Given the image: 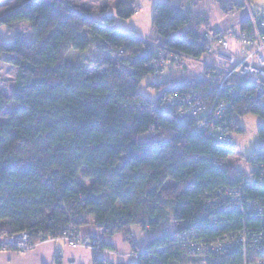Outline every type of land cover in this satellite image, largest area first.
Wrapping results in <instances>:
<instances>
[{"label": "trees", "instance_id": "1", "mask_svg": "<svg viewBox=\"0 0 264 264\" xmlns=\"http://www.w3.org/2000/svg\"><path fill=\"white\" fill-rule=\"evenodd\" d=\"M136 1L118 0L114 15L105 5L98 18L64 0H22L0 13L8 27L28 22L33 36L26 40L17 31L11 40L0 37V60L17 69L10 96L0 92V237L23 231L35 244L95 230L103 249L104 235L123 233L137 264H241V246L191 253L174 235L202 226L193 235L199 231L200 238L214 241L241 227V212L218 213L208 195L237 186L243 201L264 204V186L228 162L234 141L225 147L195 133L192 119L179 121L176 107L160 110L164 97L174 93L198 91L206 106L211 103L219 71L201 65L196 74L188 58L213 61L218 46L211 26L245 5L220 6L217 13L215 0H157L153 36L141 38L133 29L114 28L116 17L137 11ZM74 50L80 58L68 63L65 55ZM90 67L102 71L89 74ZM162 71L168 75L148 84L158 90L155 99L138 91L143 78ZM233 90L225 118L229 132H241L238 116L254 112L263 118L264 109L248 83ZM11 101L16 106L10 113ZM257 131L264 138V118ZM213 214L224 224H209ZM136 225L143 231L163 227L139 250L131 238L130 226Z\"/></svg>", "mask_w": 264, "mask_h": 264}, {"label": "built area", "instance_id": "2", "mask_svg": "<svg viewBox=\"0 0 264 264\" xmlns=\"http://www.w3.org/2000/svg\"><path fill=\"white\" fill-rule=\"evenodd\" d=\"M222 20V23L211 26L210 30V36H216V45L218 46L215 48L217 50L213 61L201 62L199 59L188 58L219 71L220 77L217 79L216 86L217 95L206 106L198 91H190L185 94L174 93L164 97L160 111L164 113L176 107L178 120L192 119L195 133L204 134L225 147H234L225 118V113L232 105V95L235 91L233 86H237L239 83L251 85L255 99L264 109V9L252 13L249 7L243 6L228 11ZM243 22H247L250 26L247 30L240 28L239 24ZM206 49L211 50L208 45ZM162 64L159 63L157 66L160 67ZM224 90H227V93H224ZM247 161L252 167L250 180L264 186V144L258 150H253L247 156ZM208 197H210L208 202L211 206L219 209L218 213H225L227 210L241 212L243 225L235 230L224 231L214 241L198 236V232H202V226L183 228L174 235L178 242L191 253L208 251L217 253L241 246L244 255L241 264H264V204L257 199H248L244 202L242 190L237 186L218 187ZM248 219H252L256 223L249 226L246 222ZM224 221L225 219L218 214H213L209 218V224L216 227L223 225ZM175 224L173 223L174 227H176ZM197 229L199 231L193 235ZM62 238L71 247L97 252L103 250L101 236L95 230L87 231L79 237H74L71 232ZM43 240L45 239L39 241ZM6 244L13 250H28L37 242L35 244L28 243L27 233L22 231L6 239L0 237V245ZM106 264L117 263L108 261Z\"/></svg>", "mask_w": 264, "mask_h": 264}, {"label": "rangeland", "instance_id": "3", "mask_svg": "<svg viewBox=\"0 0 264 264\" xmlns=\"http://www.w3.org/2000/svg\"><path fill=\"white\" fill-rule=\"evenodd\" d=\"M16 0H5V2L10 3ZM67 2L69 7L77 5L81 8L85 7L92 11V17L98 18L100 15V11L98 9L105 6L107 3V10L108 13L114 15L115 10H113L116 0H64ZM157 0H137V11L132 14L127 19H119L115 18L114 28L120 30L122 32L128 33L131 29L136 31L137 37L146 38L153 36V31L151 30V12H152V4ZM167 1V0H164ZM249 4V7L253 12L258 11L260 8H264V0H215V12L219 13L220 6H232V7H239L240 5ZM3 6V4L1 5ZM228 12V11H227ZM226 14V13H225ZM225 14L222 17H225ZM220 16V15H219ZM223 18L218 17L217 20L213 23L215 24L222 23ZM21 31V36L24 39L30 40L32 36V28L26 21H20L14 25V27H8L4 24L0 23V37H2L5 41L11 40L12 35L17 32ZM233 42V41H232ZM237 44V43H236ZM65 60L68 63H73L75 60L80 58V55L77 51H68L65 55ZM201 62L210 61L206 56H203L199 59ZM187 65L190 66V69L193 70L196 74H199L201 71L202 63L198 61H187ZM16 71L14 66L7 65L3 61L0 60V92L6 96H10L11 88L14 84V78L16 76ZM102 70L90 67L88 72L89 74L99 73ZM168 74L166 71H162L159 75H148L141 80L139 84L138 91L142 93L144 96H147L151 100L155 99L158 90L155 89L153 86H149V83L158 82L165 78ZM16 106V103L11 101L8 106L7 110L11 113V110ZM238 123L240 126L243 127V131H231L229 132V136L232 137L235 146V152L228 156V162L232 164L235 168L239 169L242 173L246 174L247 176L250 175L251 166L250 163L247 161V156L253 152L254 149L263 146L264 138L258 134V128L263 124V118L260 114L249 112L238 116L237 118ZM229 129V127H228ZM171 184V182H167L166 186ZM178 227V225H175ZM163 226L159 227L156 230H148L144 231L146 234H149L150 237L156 236L159 234ZM174 227V226H173ZM149 237V238H150ZM52 238V237H50ZM48 238V239H50ZM55 238V237H54ZM46 240V239H45ZM38 243V242H37ZM19 249H17L18 251ZM24 251V250H20Z\"/></svg>", "mask_w": 264, "mask_h": 264}, {"label": "crops", "instance_id": "4", "mask_svg": "<svg viewBox=\"0 0 264 264\" xmlns=\"http://www.w3.org/2000/svg\"><path fill=\"white\" fill-rule=\"evenodd\" d=\"M20 1L22 0L7 3L5 0H0V13L14 7ZM177 1L167 0L166 2L175 3ZM2 4L3 6H1ZM105 5L107 6V3ZM244 7H249V4ZM130 228L131 238H133L137 249L143 250L145 243L150 239L149 234H146L137 225L130 226ZM103 240L106 242L105 247L98 252L71 247L63 238H50L39 241V243L24 251L0 249V264H99V260L102 264H106L108 261H114L117 264H137L135 249L131 247L123 233L104 235Z\"/></svg>", "mask_w": 264, "mask_h": 264}]
</instances>
